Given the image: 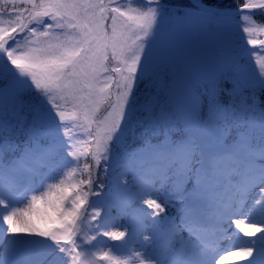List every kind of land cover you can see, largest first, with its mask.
<instances>
[{
  "label": "snow or ice",
  "instance_id": "obj_1",
  "mask_svg": "<svg viewBox=\"0 0 264 264\" xmlns=\"http://www.w3.org/2000/svg\"><path fill=\"white\" fill-rule=\"evenodd\" d=\"M257 14L0 0V264H264Z\"/></svg>",
  "mask_w": 264,
  "mask_h": 264
},
{
  "label": "trees",
  "instance_id": "obj_2",
  "mask_svg": "<svg viewBox=\"0 0 264 264\" xmlns=\"http://www.w3.org/2000/svg\"><path fill=\"white\" fill-rule=\"evenodd\" d=\"M118 2L123 3V4H127L128 0H118ZM262 19H264V18H262L259 14L253 16L251 22L244 21L243 15L237 17L235 20L240 21V23L237 26V28H240V30L237 31V33H236L237 34V37H236L237 41L246 43L247 34L243 33V28L245 26H253V27L257 28V32L255 33L256 38L257 39H264V32L259 30L261 27H264V25L261 24ZM241 37H243V40H241ZM84 178L85 177L78 176V179H84Z\"/></svg>",
  "mask_w": 264,
  "mask_h": 264
},
{
  "label": "rangeland",
  "instance_id": "obj_3",
  "mask_svg": "<svg viewBox=\"0 0 264 264\" xmlns=\"http://www.w3.org/2000/svg\"><path fill=\"white\" fill-rule=\"evenodd\" d=\"M238 22L237 21H233V28H234V33H235V37H237V31H239L240 30V28H237V26H238ZM246 39V38H245ZM249 47H251V46H249ZM262 55H264V54H262ZM253 63H255V59L253 58ZM78 178V177H77ZM119 242H107V244L109 245V246H111V245H115V244H118Z\"/></svg>",
  "mask_w": 264,
  "mask_h": 264
}]
</instances>
